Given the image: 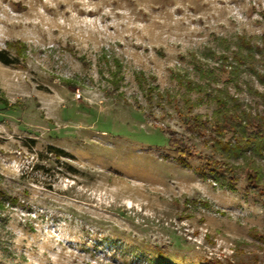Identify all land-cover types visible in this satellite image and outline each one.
I'll return each instance as SVG.
<instances>
[{
    "label": "rangeland",
    "instance_id": "1",
    "mask_svg": "<svg viewBox=\"0 0 264 264\" xmlns=\"http://www.w3.org/2000/svg\"><path fill=\"white\" fill-rule=\"evenodd\" d=\"M262 35L264 0H0V192L20 202L0 211V264H264L259 187L243 158L234 189L204 166L221 152L187 125L217 104L178 83L195 59L219 70L222 40ZM219 80L261 108L249 76ZM171 133L196 149L186 165Z\"/></svg>",
    "mask_w": 264,
    "mask_h": 264
},
{
    "label": "trees",
    "instance_id": "2",
    "mask_svg": "<svg viewBox=\"0 0 264 264\" xmlns=\"http://www.w3.org/2000/svg\"><path fill=\"white\" fill-rule=\"evenodd\" d=\"M223 52H212V58L216 61L217 67L203 69L197 65L199 62L193 61L194 70L199 76V79L190 77V73L178 75V83L185 87L188 92L196 91L202 93L206 99L214 100L217 108L214 111L213 118H204L201 115H196L188 123L187 129L190 133L203 138L206 134L210 136L213 146L221 152V159L215 160L208 158L204 165L206 168L222 169L228 175L230 189H234L235 183L238 181L237 166L231 159L238 160L243 158L248 166L246 172L247 181L256 187L257 195L262 199L264 205V93L259 96L262 99L261 108L253 110L251 106H244L243 102L230 95L227 88H219V75L228 74L232 79L231 82L239 84L242 76H249L253 83H258L264 87V35L258 39L238 37L235 41L222 40ZM10 48H14L19 56H24L27 51L25 43L16 42L9 43ZM0 60L3 63L10 64L12 62L0 52ZM115 70L111 72V82L115 89L118 90V85L122 81L120 78L122 63L115 59ZM220 64L223 67L220 68ZM227 71H223V70ZM139 86L146 94L155 93V90L150 86L145 89L146 78L143 73L137 74ZM218 89V90H216ZM217 91V93H214ZM157 97L163 99L164 96L158 92ZM231 101V104L228 102ZM186 103L190 110L193 109L191 100L186 97ZM1 104L6 109L20 108L18 104L9 105L6 100H1ZM167 132V131H165ZM169 133V131L167 132ZM226 133H232L233 139L225 141ZM206 135V136H207ZM249 146L250 153H244L241 148V142ZM168 145L186 165L185 159L194 158L197 154L196 149L184 138L170 134ZM6 203L12 207L20 204L18 198L7 196L4 192H0V211L5 208Z\"/></svg>",
    "mask_w": 264,
    "mask_h": 264
}]
</instances>
